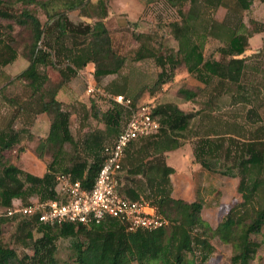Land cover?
<instances>
[{"label": "trees", "instance_id": "16d2710c", "mask_svg": "<svg viewBox=\"0 0 264 264\" xmlns=\"http://www.w3.org/2000/svg\"><path fill=\"white\" fill-rule=\"evenodd\" d=\"M254 3L255 0L143 1L145 7L161 4L176 12L177 18L167 25L168 37L176 43L173 48L161 47L166 42L162 44L153 32L140 31L139 21L129 23L132 41L136 44L134 60H153L160 69L157 88L173 82L184 69L206 87L217 82L214 95H229L231 107L245 110V126L238 125L236 115L234 120L225 122L227 128L233 127L232 130L221 133L216 142L210 136H203L196 148V158L203 166L207 165L205 161L210 164L211 159L216 160V166L210 164L218 167L214 171L240 177L239 192L243 202L231 209L213 230L202 216V203L171 196L170 175L175 170L167 166L164 153L175 151L194 135L192 123L196 113H186L171 103L161 104L152 108L153 117L160 122V130L142 138L146 142L141 150L143 158H132L133 168L131 170L130 166L128 174L142 173L151 186L157 187L154 195L143 199L167 219L165 227L130 232L123 222L111 217L99 223L53 226L39 221L37 216L26 217L19 224L18 237L23 247L31 248L33 254L19 256L0 240V264H59L57 241L60 238L74 240L77 264H206L214 252L210 240L216 236L232 245L234 264H251L260 248L252 236L260 234L264 228V121L260 114L264 106V42L257 51L251 44L256 34L264 33V23L253 16L246 17L253 13ZM39 10L44 12L45 21L39 16ZM220 10H224L222 19L218 18ZM72 12H78L88 21H72ZM108 16L106 0H0V20L9 22L0 23V69L13 64L19 57L27 60L28 67L18 78L26 81L31 89L30 98L38 99L37 112L46 113L51 120L48 136L37 138L35 148L40 159L44 158V152L51 153L44 176L28 172L6 159L16 151L18 141L11 134L0 132V208L4 213L0 222L16 217L6 214L16 199L25 203L32 197L41 201L58 199L59 174H71L85 189L94 186L105 159L103 145L108 136L120 133L123 112L129 117L130 110L101 94L104 90L97 84V91L90 94L92 108L97 107L102 96L112 104L107 111L94 114L104 123L105 129L92 131L83 142L92 162L79 161L75 156L70 160L72 165L67 166L64 160L68 154L66 145L77 146L70 130V114L63 110L55 93L45 90L44 84L49 66L58 67L66 82L72 81L89 65L93 66L98 82L107 76L121 74L127 58L114 48L106 25ZM212 43L216 47L208 55ZM180 94L188 101L198 97L196 91L187 89L180 90ZM132 100L134 108L142 105ZM208 107L214 110L210 100ZM256 125L259 126L248 135L246 130L244 133L236 131L237 127L244 130ZM236 134L245 139L235 138ZM224 135L230 138L225 154L227 163L221 164ZM150 157L153 159L146 161ZM131 199L139 200L140 197L131 196Z\"/></svg>", "mask_w": 264, "mask_h": 264}, {"label": "rangeland", "instance_id": "374dc122", "mask_svg": "<svg viewBox=\"0 0 264 264\" xmlns=\"http://www.w3.org/2000/svg\"><path fill=\"white\" fill-rule=\"evenodd\" d=\"M143 1L145 0H106L109 9V16L106 25L112 35L114 48L118 53L126 56L127 61L120 75L107 76L101 79V82L96 81L94 72L85 71L86 73H81V76L79 77L80 81L78 82L79 88L83 91H88L90 85L95 88V86L99 84L102 90L108 94H122L131 99L138 100L139 104H150L152 108H157L161 104L171 103L177 105L185 112L196 113V117L192 123L195 130L194 135L183 144L189 154L178 155L173 161L178 167L181 165L180 162L198 163L195 154L197 152L196 148L199 145L198 142L200 138L203 136H210L211 139L216 142L219 140L218 138L221 136V133L227 132V129L228 131L233 129V127L227 128L225 122L234 120V116L236 115L238 117V125L240 124L243 126L245 122V110H236L234 108L238 107H231L229 95H218L217 93L214 95L213 91L217 87V82L206 87L194 77L190 76L184 69L179 71L173 82H170L161 88L155 86L160 69L156 66L153 60L139 62L134 60L136 44L132 41V29L129 27V23L139 21L141 24L140 31L153 32L156 38L161 40L162 44H165L164 42H166L165 46L161 45V47L173 48V46H176V43L171 37H168L167 25L177 18V14L174 10L167 6H162L161 4H150L145 7ZM254 8L258 17L264 18V5L259 4V0L255 1ZM38 13L41 19L45 21L46 16L44 12L39 10ZM223 15L224 10H220L218 18L221 19ZM253 15L254 12L249 13L246 17L249 18ZM70 18L74 22L88 21V19L82 18L78 12H72ZM0 23L4 25L9 24L8 21L4 20H0ZM16 30L19 31L18 28ZM259 40L261 41V38H255L252 42L253 45ZM257 44L258 43L254 46L256 47ZM215 47V43L210 44L207 54L209 55ZM26 65L27 62L24 58H20L17 62L0 69V87L10 78L16 77ZM46 72L49 74V69H47ZM87 80H89L90 84L86 83ZM4 89L7 90L3 92L0 91V132L7 130V128L10 127L8 124L12 120L13 111L9 110V107L4 103L5 98H13L12 96L18 91H21L26 96V90L18 82L13 83L12 85H7ZM182 89L196 91L198 97L192 101H188L182 94H180V90ZM119 91H124V93H120ZM101 99L102 100H98V103H96L97 107L95 106L92 108L91 106V110L89 111H84V108L81 107L80 104L74 105L75 109L72 106L65 107L66 110L72 108L70 111V128L76 140L75 143H77V146L69 144L66 147L68 154L65 156L64 160L67 166L72 165V163L70 164L72 158L80 156V148L84 142L83 138H85L84 134H86L87 131L90 132L98 130L102 126L105 127L103 122L94 117V114L96 111L99 112V114L107 111L112 104L105 100L103 96ZM209 100L214 107L213 111L208 107ZM74 110H76V112ZM123 113L120 130L128 120L127 112ZM260 114L264 121V106L260 109ZM22 119L27 120V117H23ZM258 126L259 125H256L252 128L246 127L247 129L244 130L241 129V127H237L236 131L237 133H244L246 130V134L248 135ZM238 135L239 134H236L235 138H241ZM18 136L20 141L14 148L16 151L11 155L6 156V159L14 161V163L19 164L20 167L25 170H27V168L37 169L35 168L36 164L44 166L47 161L51 160V153L49 152H44L43 159L38 158L42 162L36 159L37 154L35 148L38 144L37 138L43 137H38L31 132H20L17 134V137ZM228 136H224L226 140L224 141L223 148L220 150L221 164L227 163L225 161V154L229 145L227 140L229 138ZM110 137L112 138V135ZM33 161H35L36 164H33ZM215 162L216 160L211 159L210 164L213 165L214 163V166H216ZM212 169L216 170L218 167H212ZM181 172L182 173L178 175L184 174L183 171ZM178 175L175 176V178L178 177ZM197 178L201 183V189L199 191L196 190V192H193L190 195H182L179 193V195L174 196L173 198L187 202L198 201L202 203V216L204 220L210 224L211 228L215 230L228 215L230 210L235 208L237 204L243 202V198L241 195L237 194L233 188L232 179L229 177L225 178L221 174L213 172L212 180H209V175L207 177L202 175L199 177L198 175ZM38 200L37 197H32L27 203H25L22 200L16 199L14 200L13 205H26L37 202ZM3 215V209L0 208V217ZM26 219V217L17 215L10 221L0 222V240H2L6 246L14 249L19 256H22L24 253L33 254L31 248L23 247L18 237L19 224ZM36 237L38 238L40 235L36 234ZM80 239L84 240V237H80ZM252 240L259 243L260 248L251 264H264V228L260 234L253 235ZM210 241L214 246V252L206 264H234L233 247L231 244L222 241L217 236L213 237ZM73 242V239L64 238H60L57 241V258L59 264H77L74 257ZM189 258H192V256H189ZM11 264H15V262H11Z\"/></svg>", "mask_w": 264, "mask_h": 264}, {"label": "built area", "instance_id": "2783aa9c", "mask_svg": "<svg viewBox=\"0 0 264 264\" xmlns=\"http://www.w3.org/2000/svg\"><path fill=\"white\" fill-rule=\"evenodd\" d=\"M97 91L90 85L89 94ZM130 110L128 120L113 143L104 149L105 159L96 177L94 186L85 189L80 180L71 174L57 176L58 199L13 205L8 208L7 216H37L39 221L48 225L65 223H99L107 217L123 222L128 231H154L165 227L167 219L147 200H130L120 191V173L126 148L131 142L157 133L160 122L152 115V106L142 104L133 107V100L124 95L100 92Z\"/></svg>", "mask_w": 264, "mask_h": 264}, {"label": "crops", "instance_id": "0c3cea01", "mask_svg": "<svg viewBox=\"0 0 264 264\" xmlns=\"http://www.w3.org/2000/svg\"><path fill=\"white\" fill-rule=\"evenodd\" d=\"M259 4L264 5V3H262L260 0H259ZM253 12H254L253 17L256 20H259V21L264 23V18H260L256 14L254 5H253ZM255 38L256 39L261 38V41L259 40L258 42H255V44L258 43L256 47L254 46L255 44L253 45V43H252ZM263 38H264V33H261V34H256L251 39V44H252V47L254 48L253 49L254 51H257V50L262 48L263 42H264ZM20 58H22V57H19L15 62H17ZM25 61L27 62V60H25ZM27 67H28V62H27L26 67L19 74H21ZM47 69H49V74H47L48 78L44 84V88H45V90L53 92L57 95V98L63 104V110L65 112H67L68 114H70V120H71L70 111L72 108L66 110L65 107L72 106L74 108V105L80 104V106L84 108V111L91 110L92 101L90 98V94L87 90L86 91L81 90L79 88L78 82L80 81L79 77L81 76V73H86L87 71L94 72V68L92 65H89L86 69L81 70L79 72V74L77 75V77L74 78L70 82H66L64 80V78L61 75L58 67L49 66ZM18 75L16 77L10 78L7 82H5L0 87V91L3 92L5 90H7V89H4L5 86L12 85L13 83L18 82L26 90V96L21 91L20 92L18 91L17 93H15L14 96H12L13 98H5L4 103L9 107V110L13 111V113H12V118H11L12 120L10 122L11 124L10 123L8 124V126H10V127L7 128V130L2 131V132L11 134L13 136V138H15L18 141L17 143H19V141H20L19 136L17 137V134H19L20 132H29V133L31 132L33 134H36V136H38V137L46 138L49 134V131H50L51 120L46 113H38L37 112V109L39 108L38 106H36L38 99H35V98L31 99L30 98L31 89L26 85L27 84L26 81H24L21 78H18ZM86 83L90 84L89 80H87ZM74 111L76 112V110H74ZM186 113H188V112H186ZM23 117H27V120H23L22 119ZM18 126L20 129L18 128ZM100 129L104 130L105 127L102 126ZM70 130H71V128H70ZM85 131H87V130H85ZM91 134H92V131H90V132L87 131L86 134H84L85 138H83L84 139L83 141H85ZM152 135H154V134H152ZM117 136H118V133H115L112 135L113 139L110 136H108V139H107L108 142L106 141V144L103 145L104 149L107 145L113 143L114 140L117 138ZM226 136H228V135H226ZM228 137L230 138V136H228ZM142 138H144V137H142ZM142 138L134 140L133 142H131L129 144V146L126 148L125 155H124L123 160H122V171L120 173V191H121L123 196H125L126 198H128L130 200H132L131 196L140 197L139 200H141V199L145 198L146 196L154 195L156 193V191L158 190L157 187L150 185V183L148 182V178L145 177L142 173L136 174V175H129L128 174V170H129L130 166H131V170L133 168L131 165L132 158H143L144 154H143V152H141V150L144 147H146V142L143 141ZM237 139L244 140L245 138H242V137L238 138L237 137ZM74 140H75V138H74ZM184 142H186V141H184ZM184 142H183V144H184ZM67 145H69V144H67ZM67 145H66V147H67ZM80 153H81L80 156H78L79 161H86L88 159L89 162H92L93 159L90 156V151L88 150L87 146L84 143L82 144V147L80 148ZM183 154H189V152L187 151V149L185 148L184 145H182L181 147H179L175 151H170V152L164 153V159L166 161L167 166L170 168H173L175 170L174 173H172L170 175L171 191H172L171 196L172 197L179 195V193L182 195H190L193 192H196V190L199 191L201 189V183L199 182V180L197 178L198 175H199V177L201 175L205 176V177H207L209 175V180H212L213 179V172L217 173L216 171H214L215 169H212V165L208 164L206 161H205V164H207V165H205V166H203L201 162L197 161L198 163H196V162H190V163L189 162L188 163L180 162L181 165H180V167H178L173 160L176 156L183 155ZM195 156H196V154H195ZM36 159L38 161H40L37 156H36ZM152 159H153V157H150V158L146 159V161H148V160L151 161ZM40 162H42V161H40ZM48 163H49V161H47L46 165L40 166V165L36 164L35 161H33V164H36L35 168H37V169L27 168V171L31 172L37 176H44L48 170L47 169ZM181 171H183L184 174L178 175V174L182 173ZM177 175H178V177L175 178V176H177ZM222 176H224V175H222ZM224 177L228 178L229 176H224ZM229 178L232 179L233 188L235 189L237 194L241 195L239 192L240 177L236 176V177H229ZM231 191H233V190H231ZM134 201H138V200H134ZM192 202H194V201H192Z\"/></svg>", "mask_w": 264, "mask_h": 264}]
</instances>
